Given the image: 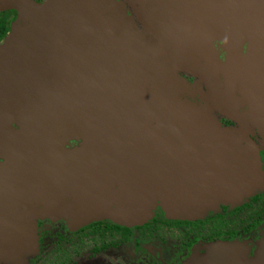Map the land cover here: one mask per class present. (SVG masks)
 Wrapping results in <instances>:
<instances>
[{"label": "water", "instance_id": "obj_1", "mask_svg": "<svg viewBox=\"0 0 264 264\" xmlns=\"http://www.w3.org/2000/svg\"><path fill=\"white\" fill-rule=\"evenodd\" d=\"M118 1L134 22L105 0H0L19 13L0 44L5 261L36 248L40 216L136 226L158 207L193 218L263 185L239 142L176 97L194 92L187 70L215 110L264 137V0ZM221 248V264H264V245L251 263Z\"/></svg>", "mask_w": 264, "mask_h": 264}, {"label": "flooded vegetation", "instance_id": "obj_2", "mask_svg": "<svg viewBox=\"0 0 264 264\" xmlns=\"http://www.w3.org/2000/svg\"><path fill=\"white\" fill-rule=\"evenodd\" d=\"M104 5L113 15L131 22L129 12L125 13V7L118 0H105ZM18 17L16 10L0 12V44L11 33ZM189 82L206 99L207 125L216 128L220 135L236 139L239 157H248L250 164L259 161L263 169V175L259 171V178L263 179L264 144L258 130L215 112L199 82ZM248 148L250 152L246 153ZM254 192L237 206L223 201L215 203L203 210L200 218L169 219L158 208L153 218L136 226L101 220L73 229L60 220H40L38 254L27 262L2 258L1 264H205L206 258L215 254L213 251L229 244L242 248L246 260L252 261L264 245V187Z\"/></svg>", "mask_w": 264, "mask_h": 264}, {"label": "rangeland", "instance_id": "obj_3", "mask_svg": "<svg viewBox=\"0 0 264 264\" xmlns=\"http://www.w3.org/2000/svg\"><path fill=\"white\" fill-rule=\"evenodd\" d=\"M130 14V13H129ZM132 21V20H131ZM132 22H134V21H132ZM134 30V32H136V33H138L139 32V30H137V29H133ZM149 38V37H148ZM145 41H146V39H145ZM147 41H148V39H147ZM205 52H207V51H205ZM206 54V57H209L208 56V54H209V52H207V53H205ZM181 74V76L183 77V79L185 80V81H187L188 83H190L189 81L190 80H194V81H197V82H199V87L202 89V91L203 92H205L206 93V96L208 97H210L211 98V95L209 94L210 93V91H209V89H210V87L209 86H205L203 83H201V81L196 77V76H194L193 74H191V73H189V71H187V70H185V71H183L182 73H180ZM180 76V77H181ZM191 84V83H190ZM193 88H194V86H192ZM193 91L194 92H191V91H188L185 95H184V97H180V96H177L176 98L179 100V101H181V102H183V103H185L187 106H192V107H194V108H196V110H197V113H198V115H199V119H200V122L201 123H203V124H207V118H205V114H206V112L208 111V110H206L207 109V104H206V99H205V97H203V94H201V93H199V92H197V91H195L194 89H193ZM201 91V90H200ZM212 91H213V89H212ZM228 99V98H227ZM203 102V104L204 105H202V103L200 104L199 102ZM200 104V105H199ZM215 112H217L218 114H220L219 113V111H215ZM222 115V114H221ZM226 116V115H225ZM227 117V116H226ZM235 120V119H234ZM236 121V120H235ZM237 122H239V121H237ZM239 123H241V122H239ZM244 124V123H243ZM245 125H247V124H245ZM248 126V125H247ZM248 127H250V126H248ZM260 134V133H259ZM261 136H262V134H261ZM262 138H263V144H264V137L262 136ZM259 154V153H258ZM255 164H257V168L259 169V171H260V173L263 175V169H262V166H261V164H260V162L258 161V162H256ZM251 182V184H248V186H247V188H248V190H246V193H250V192H253V190H254V185H255V181L254 180H250ZM258 182H262V184L263 185H261L262 187H264V178L262 179V178H259L258 179ZM260 187V186H259ZM255 193V192H254ZM247 196V195H246ZM253 196V193H251L250 195H248L247 197H252ZM245 198V197H244ZM236 199H234L232 202L230 201L229 202V204H231V205H235V206H237V205H240V204H242L243 202H244V199H243V201H241V202H239V201H235ZM218 203V201L216 202V204ZM225 204L227 205L228 203L227 202H225ZM159 209L161 208V207H158ZM158 208H156V209H158ZM204 208H206V207H204ZM162 209V208H161ZM162 211H163V209H162ZM164 213H165V211H163ZM154 214H155V210H154ZM166 214V213H165ZM204 214V212H202V213H198L197 215H195V217H197V218H200V216H202ZM153 217H154V215H153ZM152 217V218H153ZM167 218H169V219H174V218H170V217H167ZM45 219H51V220H53V221H55V220H60V221H63V222H66V224H68V226H71V228H73V229H80V228H82L83 226H86V225H89V224H91V223H89V224H87V223H85L84 225L82 224V225H78V226H73L71 223H70V221L69 220H63V219H57V218H51V217H43V216H40V217H38L37 218V220H35V224H36V226L38 227V222L40 221V220H45ZM182 219V218H181ZM102 221H104V220H102ZM110 221V220H109ZM97 222V221H96ZM112 222V221H111ZM27 224H29L28 222H26ZM92 223H94V222H92ZM37 227H36V239H35V241H36V248H34V249H32V250H29V249H23L22 251H21V253H20V255H19V259H21V261L23 262H27L28 260H30L31 258H33L34 256H35V254H38V240H39V237H38V233H37ZM263 244H264V242H263ZM262 244V245H263ZM228 246H231V244H229ZM261 250V246H260V248H259V251ZM213 253H215V251H213ZM247 253V252H246ZM259 253V252H258ZM238 254H240L241 255V253H239L238 252ZM256 254H257V252H256ZM213 255V254H212ZM215 259L217 260V259H219V263L221 264L222 262H223V260H225L226 258H228V257H226V255H225V253H224V248H220V250H218L216 253H215ZM247 256V255H246ZM245 256V257H246ZM257 257V256H256ZM3 258V260H4V257H2ZM2 258L0 257V264H1V262H2ZM223 258V259H222ZM207 259H208V257H207ZM253 260V259H252ZM208 261H212V259H209ZM248 262H250V260H247ZM251 263V262H250ZM5 264H6V262H5Z\"/></svg>", "mask_w": 264, "mask_h": 264}]
</instances>
